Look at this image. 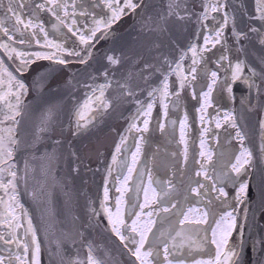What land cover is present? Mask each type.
<instances>
[{
    "label": "snow or ice",
    "instance_id": "obj_1",
    "mask_svg": "<svg viewBox=\"0 0 264 264\" xmlns=\"http://www.w3.org/2000/svg\"><path fill=\"white\" fill-rule=\"evenodd\" d=\"M45 252L264 264V0H0V264Z\"/></svg>",
    "mask_w": 264,
    "mask_h": 264
},
{
    "label": "water",
    "instance_id": "obj_2",
    "mask_svg": "<svg viewBox=\"0 0 264 264\" xmlns=\"http://www.w3.org/2000/svg\"><path fill=\"white\" fill-rule=\"evenodd\" d=\"M155 2H159V0H155ZM134 27V20L130 18H125L122 22L118 32L123 35L125 39H131L132 36L135 35V32L133 30ZM126 115V114H125ZM113 127L122 129L123 126H125L124 119H116L112 122ZM115 138V134L113 133L110 135L107 140L106 144L108 145L107 150L105 151V154L107 155V151L111 150L112 141ZM92 167H95V164L91 165ZM57 175H63V166H61V169L57 170ZM45 177L38 171L37 172V180L43 182ZM101 177L95 176L93 177L91 172L83 171L79 178L76 180V188L79 190V204L83 205V194L87 192L89 197H91L96 191H97V185L100 183ZM25 199H28L25 197ZM33 214L39 219L40 216V208L33 205ZM53 211L56 214V220L59 222L57 224L58 228H65L68 226V222L71 219V214L69 213L68 209L65 207V197L64 195L54 190V197H53ZM73 212L76 215L80 214V209L73 206ZM67 247L71 248V245H68ZM74 251V249H73ZM248 254L251 255V251L249 249ZM55 256L52 257V260H55ZM42 264H50L49 262V255L47 252L44 253L42 256Z\"/></svg>",
    "mask_w": 264,
    "mask_h": 264
},
{
    "label": "flooded vegetation",
    "instance_id": "obj_3",
    "mask_svg": "<svg viewBox=\"0 0 264 264\" xmlns=\"http://www.w3.org/2000/svg\"><path fill=\"white\" fill-rule=\"evenodd\" d=\"M177 138H178V131H177ZM155 142L159 143L161 146V149L165 146V138L160 136L159 133H156ZM198 143V142H197ZM155 147V144L153 145V148ZM171 147H175V145H171Z\"/></svg>",
    "mask_w": 264,
    "mask_h": 264
}]
</instances>
